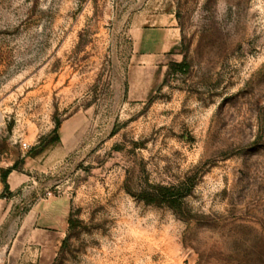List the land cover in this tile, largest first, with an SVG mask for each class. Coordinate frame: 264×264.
<instances>
[{
  "label": "rangeland",
  "instance_id": "374dc122",
  "mask_svg": "<svg viewBox=\"0 0 264 264\" xmlns=\"http://www.w3.org/2000/svg\"><path fill=\"white\" fill-rule=\"evenodd\" d=\"M0 264H264V0H0Z\"/></svg>",
  "mask_w": 264,
  "mask_h": 264
},
{
  "label": "crops",
  "instance_id": "0c3cea01",
  "mask_svg": "<svg viewBox=\"0 0 264 264\" xmlns=\"http://www.w3.org/2000/svg\"><path fill=\"white\" fill-rule=\"evenodd\" d=\"M171 19L173 15L169 16ZM171 29H152L144 33V51L168 53L179 45L180 31L176 20L171 21ZM150 36H158L150 39ZM70 207L63 199L41 201L25 216L26 227L49 234L50 239L42 242V251L55 253L59 250L69 229ZM32 241V240H30Z\"/></svg>",
  "mask_w": 264,
  "mask_h": 264
},
{
  "label": "trees",
  "instance_id": "16d2710c",
  "mask_svg": "<svg viewBox=\"0 0 264 264\" xmlns=\"http://www.w3.org/2000/svg\"><path fill=\"white\" fill-rule=\"evenodd\" d=\"M172 66L177 67L179 69H182L185 66V63H173ZM11 172H12L11 170H7L2 175V181H3V184L5 186V190L9 189V186L7 183V178ZM159 191L162 193V195L164 197H168V198H172L173 197L172 194H174L173 193L174 189H172V188H161V189H159ZM170 204H175V202H171Z\"/></svg>",
  "mask_w": 264,
  "mask_h": 264
},
{
  "label": "built area",
  "instance_id": "2783aa9c",
  "mask_svg": "<svg viewBox=\"0 0 264 264\" xmlns=\"http://www.w3.org/2000/svg\"><path fill=\"white\" fill-rule=\"evenodd\" d=\"M22 146H23V148H24V149H27V148H29V147L27 146V144H26V143L22 144ZM51 196H52V194H51V193H49V194H47V197H46V198H50Z\"/></svg>",
  "mask_w": 264,
  "mask_h": 264
}]
</instances>
